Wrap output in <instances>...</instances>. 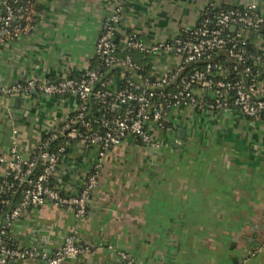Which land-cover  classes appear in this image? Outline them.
I'll use <instances>...</instances> for the list:
<instances>
[{
    "label": "crops",
    "instance_id": "obj_1",
    "mask_svg": "<svg viewBox=\"0 0 264 264\" xmlns=\"http://www.w3.org/2000/svg\"><path fill=\"white\" fill-rule=\"evenodd\" d=\"M206 1L37 0L32 30L0 45V87L78 77L91 65L102 22L115 8V35L135 32L159 42L191 28ZM225 1L264 9V0ZM173 63V55L159 53L150 67L161 73ZM110 73L117 85V74ZM32 92L0 99L3 157L14 140L26 158L76 108L73 96ZM168 116L170 129L159 147L128 137L107 148L96 170L92 148L68 144L53 182L74 194L94 173L86 213L75 218L68 208L28 207L9 231L18 248L36 253L9 264H43L40 256L53 254L66 237L88 250L60 264H121L116 252L135 264H264L262 123L233 107L179 104ZM4 170L0 163V179Z\"/></svg>",
    "mask_w": 264,
    "mask_h": 264
},
{
    "label": "built area",
    "instance_id": "obj_2",
    "mask_svg": "<svg viewBox=\"0 0 264 264\" xmlns=\"http://www.w3.org/2000/svg\"><path fill=\"white\" fill-rule=\"evenodd\" d=\"M34 2L0 0V45L7 40L30 32ZM225 5V6H224ZM32 6V9H31ZM227 6V7H226ZM32 16V18H31ZM35 16V17H34ZM118 9H113L102 22L94 44V57L107 70L115 71L118 84L111 85L96 68H86L78 77H63L54 81L26 79L0 87V99L12 94L31 91L50 97L73 96L76 108L51 136L58 134L66 140L90 147L95 152L92 170H96L107 148L130 137L149 149L161 145L162 130L169 132L167 117L172 106L191 105L198 109L220 110L233 107L243 116L262 122L264 113V9L255 4L234 6L225 0H207L194 25L182 29L173 38L150 42L135 32L115 35ZM254 51L248 53L246 45ZM134 50L148 55L151 62L159 53H169L174 63L159 73L151 68L148 76L122 51ZM224 52L232 67L223 65L218 53ZM171 85V90L166 87ZM93 105V107L91 106ZM39 146V144H38ZM65 145L55 150H38L22 158L14 140L10 141L6 157L0 155L4 176L0 179V194L14 193V183L20 185L19 200L2 201L0 211V264L32 258L35 250L11 246L7 231L28 207L49 204L68 208L75 218L86 213V206L96 180L88 174L78 191L64 193L50 181L56 172ZM32 154V156H31ZM35 160L41 168L33 173ZM9 182H11L9 184ZM71 237L63 239L53 254L40 256L43 264H60L87 252ZM115 256L121 264H135L123 252Z\"/></svg>",
    "mask_w": 264,
    "mask_h": 264
},
{
    "label": "trees",
    "instance_id": "obj_3",
    "mask_svg": "<svg viewBox=\"0 0 264 264\" xmlns=\"http://www.w3.org/2000/svg\"><path fill=\"white\" fill-rule=\"evenodd\" d=\"M27 0H17L18 3H24L26 2ZM31 4H32V0H31ZM225 6V5H224ZM227 7V6H226ZM31 9H32V6H31ZM39 10V5L37 2H34V6H33V11L34 12H38ZM35 17V16H34ZM32 18V16H31ZM34 19L33 20L31 19V24H34ZM246 51L248 53H252L254 51L253 47L251 46V44H247L246 45ZM124 54H128L132 60L139 65L140 67V70H139V73L141 75H143L144 77H147L148 76V73L149 71H151V67H150V61H149V57L148 55L146 54H143V53H139L137 51H134V50H126V51H122L121 55H124ZM218 59L220 60V62L223 64V65H226V66H229L230 68L232 67V63L229 62L227 60V58L225 57V54L224 52H219L218 53ZM90 68H96L99 72H101L103 74V80L105 79H108L109 76H110V72L112 70H107L105 68H102L99 64H98V59H96V57H93L90 61ZM109 71V72H108ZM108 72V73H107ZM168 90H171V85L167 86L166 87ZM93 107V105H91ZM94 108V107H93ZM261 120L264 121V113L261 114ZM168 125V123H167ZM73 140H69V139H65L63 136H59L58 134H56L55 136H51V133H46V134H43L42 137L40 138L39 140V146H37V148L34 150L33 153H36V151H40V150H48V151H52V150H55V148L57 146H60V145H65V151L64 153L66 152L67 150V147H68V144H70ZM136 141V140H135ZM138 142V141H137ZM139 143V142H138ZM141 144V143H139ZM142 145V144H141ZM32 156V154H31ZM41 168V163L39 160H35V165H34V169H33V173H36L39 169ZM11 182H9L10 184ZM50 186L52 185L53 186V181H50ZM14 187V193L12 195L9 196V193L8 194H0V211L3 209V205L1 204L2 201H5V200H11V205H14L16 204V202L19 200V192L20 190L22 189V187L20 185H17L14 183L13 185ZM7 236L10 238V242H8L11 246H16L14 241L12 240V237L10 236V231H7Z\"/></svg>",
    "mask_w": 264,
    "mask_h": 264
},
{
    "label": "rangeland",
    "instance_id": "obj_4",
    "mask_svg": "<svg viewBox=\"0 0 264 264\" xmlns=\"http://www.w3.org/2000/svg\"><path fill=\"white\" fill-rule=\"evenodd\" d=\"M169 68H171V66H170ZM169 68H168V69H169ZM165 69H166V67H165V68H162V70H165ZM168 69H167V70H168ZM174 107H175V106H172L171 109H170V111H171ZM226 107H227V106H226ZM226 107H225V108H226ZM223 108H224V107H223ZM223 108H222V109H223ZM204 110L212 111V110H209V109H204ZM167 118H169V116H168ZM261 123H262V122H261ZM262 126H263V124H262ZM166 133H167V130H162V131H161L162 136H165Z\"/></svg>",
    "mask_w": 264,
    "mask_h": 264
},
{
    "label": "water",
    "instance_id": "obj_5",
    "mask_svg": "<svg viewBox=\"0 0 264 264\" xmlns=\"http://www.w3.org/2000/svg\"><path fill=\"white\" fill-rule=\"evenodd\" d=\"M32 93H34V94H36V95H37V93H36V92H34V91H33ZM22 158L24 159V157H22Z\"/></svg>",
    "mask_w": 264,
    "mask_h": 264
}]
</instances>
